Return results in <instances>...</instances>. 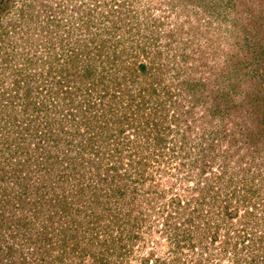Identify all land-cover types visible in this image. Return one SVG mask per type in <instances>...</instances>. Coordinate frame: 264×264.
Returning a JSON list of instances; mask_svg holds the SVG:
<instances>
[{"label": "rangeland", "instance_id": "1", "mask_svg": "<svg viewBox=\"0 0 264 264\" xmlns=\"http://www.w3.org/2000/svg\"><path fill=\"white\" fill-rule=\"evenodd\" d=\"M95 1L15 0L1 18L0 66L14 70L0 91L16 75L38 86L28 109L0 102V264H60L58 253L80 264L64 241L95 256L109 247L108 264H262L264 247L251 242L264 240V130L253 117L264 109V19L261 31L253 22L263 3L125 0L111 13ZM79 39V61L92 56L114 78L117 104H101L85 84L62 104L33 73L34 58ZM110 46L117 65L106 59ZM26 58L30 67H20ZM140 62L147 74L134 79L128 70ZM126 111L128 121L114 122ZM47 120L59 136L49 145ZM29 235L36 245L24 243ZM9 244L19 247L12 256Z\"/></svg>", "mask_w": 264, "mask_h": 264}, {"label": "trees", "instance_id": "2", "mask_svg": "<svg viewBox=\"0 0 264 264\" xmlns=\"http://www.w3.org/2000/svg\"><path fill=\"white\" fill-rule=\"evenodd\" d=\"M15 0H0V23H1V18L5 15V12L8 10V8L14 3ZM98 1V2H96ZM94 3H96L98 6H102L104 4H108L110 7L109 9H111V13H122V10L124 9V5H125V0L121 1V0H96ZM105 2V3H104ZM258 2H262L264 5V0H260ZM103 3V4H102ZM263 13H261L259 16L257 17H253V22L257 25L258 29L261 31V19H264V11H262ZM120 13V15H121ZM1 25V24H0ZM0 35H4V30H2V32L0 33ZM70 35H71V31H67V33L64 34V36L59 37L62 40L68 41L70 39ZM264 40V37L259 36V41ZM64 46V44L62 45V47ZM111 47V46H110ZM64 48V47H63ZM62 48V49H63ZM81 48V44H80V39L78 41L75 42V44L69 48V46L67 47V51L62 50L61 52H59L56 49L53 50H48V52L46 54L43 53V55H39L36 59L34 58L33 60V73L36 71L38 72V76L40 77L41 81L40 83L43 84V86H47V91H51V92H55V88L57 90V93H60V100H63L62 104L67 103L66 105L70 106L73 102V99L71 98V95L75 92L81 91L82 89V85L85 84V91L87 92H99L98 93V97L100 98L101 104H104L106 101V105H109V107H111L114 103L117 104L116 99V95H118V93L120 91H118L115 87L112 88V79L114 78H106L104 75L101 74V71H98L95 69V67L92 66V62H89L91 60L94 59V57L90 56L88 62L83 61L82 63L79 61L80 57H81V53L82 50ZM80 49V50H77ZM35 53V52H34ZM120 52L117 53V50L114 46L111 47V52L110 54L106 57V59L110 60L111 62H113V64L118 63L119 62V54ZM36 55V54H35ZM83 55V54H82ZM101 58H103L102 52H100ZM98 57V55L96 56ZM33 59V58H31ZM31 59L29 60V58H26L23 63L21 64L20 67L22 68H29L31 65ZM101 61L100 63H97L96 67H100L101 66ZM81 65V66H80ZM117 65V64H116ZM147 64H144L142 62H140L137 65L131 66L128 70V72H130L131 74L135 75L133 76L134 79L140 77V75L142 73L147 74V70L148 68L146 67ZM2 67V68H1ZM10 71L13 73V68L12 66H8L7 64H1L0 66V84L2 83V85L4 84L3 82V76L5 74H7V71ZM264 70V67H263ZM138 72V73H137ZM30 74H32L30 71L27 72ZM124 78H125V74H124ZM125 82V81H124ZM79 83V84H78ZM35 84V82L33 83H29V81H22V78L19 77L18 75L15 76V78L9 83V85L7 86V88H1L0 91V102L2 103L3 110H9L10 106H12L13 104H16L17 102L20 104H25V109H28L30 106H34L35 102H33L34 105L29 103V100H32V90L34 89L35 86H33ZM13 87H10V86ZM36 87L38 86L37 84H35ZM123 85V82L121 80H119L117 78V85L118 88L121 90V87ZM150 92V90H148ZM141 93H139V100L136 101L133 105V115H134V119H135V114L137 113V111L140 108L141 102L143 100L144 95H140ZM136 99H138V97H136ZM33 101V100H32ZM104 101V102H102ZM130 101V99H129ZM4 103V105H3ZM43 103V102H42ZM259 105V101L257 102ZM114 104V105H115ZM58 105V102L56 104V106ZM91 104H87L88 109L90 108ZM261 105V104H260ZM55 106V107H56ZM84 106V105H83ZM114 107V106H113ZM130 108H132L133 106L130 105ZM128 107V108H129ZM59 108V107H57ZM62 109H65L66 107H60ZM118 108L114 107L112 108V110L117 111ZM129 110V109H128ZM61 111V110H60ZM113 112V111H112ZM115 115L116 112H114ZM130 117L129 112L126 111L122 114H120V118H114V122H116L117 124L125 119L126 121L127 118ZM253 117L254 120L256 121V131H261L264 130V109H261L259 111H257L255 114L253 112ZM74 119V117H73ZM119 119V120H118ZM118 121V122H117ZM102 122H104V120H102ZM46 126L44 128V135L42 137V142L46 143V145L50 144V141H54L55 139H58L59 136L58 134L54 135L55 133L51 131L53 130V128L50 126L52 125L54 122L52 120H47L46 122ZM124 123V122H123ZM122 123V124H123ZM135 123V120L134 122ZM56 124V122H55ZM57 132H60L62 129L60 128V120L57 121ZM121 124V125H122ZM103 125V124H100ZM130 126V125H128ZM36 131L39 133H42L41 130H38V127H35ZM122 130V128H121ZM100 131V129H99ZM244 134H247L250 137H257L256 135L261 136L260 134H255L253 132H247L245 131ZM19 144L21 145V148H24V151L26 149V153H28L30 155L29 158H32V152L31 150H29L27 148V146L24 144V141L20 140ZM45 145V146H46ZM20 151V150H18ZM18 151H16L18 153ZM28 161V160H25ZM27 164V163H26ZM213 177H215V179H218L222 181L223 184H229V186H231L232 184V180H226L224 177L225 174L223 172H219L218 174L213 175ZM47 190V189H45ZM43 190L40 191L39 193H37L38 195L35 196L36 199H41V197H46V191ZM37 202V201H36ZM34 206H32L31 208L34 210V207H36L35 203ZM30 203V202H29ZM31 204V203H30ZM44 235V234H43ZM46 235H48L47 233H45V237ZM262 238V237H261ZM243 240V239H242ZM32 241H35V245L38 243L37 239L34 240V238H31L30 235L29 237L26 239V242H24L25 244H31ZM44 245H45V249H48L49 246H53V242L50 240L48 241L46 238H44ZM253 246L257 245L258 248L264 247V240L263 239H259L257 242H251ZM250 243V244H251ZM62 252L65 254L67 251L71 252V253H76L78 255H80L79 257L82 258V262H80V264H108L109 263V258H107V255H104V253L107 251V248H105V246H100L99 247V252L100 255L95 256L94 252H89V250H84L82 249L80 252L77 251L76 248V243H72V242H63L62 243ZM14 247V248H13ZM19 248V247H18ZM15 248V246L13 244H9V246H6L4 248V250H7V253L9 254V256H12L13 254V250L18 249ZM22 248V245H20V249ZM56 248V247H55ZM76 248V251H75ZM1 249V247H0ZM59 249V248H57ZM2 252V250H1ZM70 253V254H71ZM21 256V255H19ZM43 256V254H42ZM58 258H60L61 262H59L60 264H65L64 263V258L61 253H58L57 256ZM44 258V256L42 257ZM263 261L262 264H264V256H263ZM245 264L249 263L246 260L243 261ZM21 263L19 260H14L13 264H19ZM236 264H243L242 262H238ZM259 264V263H257Z\"/></svg>", "mask_w": 264, "mask_h": 264}]
</instances>
